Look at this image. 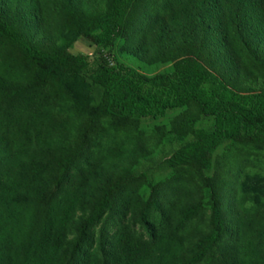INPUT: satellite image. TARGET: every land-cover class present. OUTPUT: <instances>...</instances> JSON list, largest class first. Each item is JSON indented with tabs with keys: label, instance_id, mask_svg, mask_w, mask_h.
I'll return each mask as SVG.
<instances>
[{
	"label": "trees",
	"instance_id": "16d2710c",
	"mask_svg": "<svg viewBox=\"0 0 264 264\" xmlns=\"http://www.w3.org/2000/svg\"><path fill=\"white\" fill-rule=\"evenodd\" d=\"M180 109L158 163L142 121ZM225 143L264 152V0H0V264H264Z\"/></svg>",
	"mask_w": 264,
	"mask_h": 264
},
{
	"label": "rangeland",
	"instance_id": "374dc122",
	"mask_svg": "<svg viewBox=\"0 0 264 264\" xmlns=\"http://www.w3.org/2000/svg\"><path fill=\"white\" fill-rule=\"evenodd\" d=\"M96 47L91 43L90 40L86 38H80L75 42L73 47L71 48V51L74 54H87L89 55V58L91 61L94 60V53H95ZM129 64L139 67L134 61H131L130 59H125ZM141 70L145 71L148 74H154L158 71H161L163 69L171 70V65H165V66H152V67H144L140 68ZM184 111L182 109L180 110H172L168 111V113L165 116H159L157 118H150L145 117L142 121V127L148 131V135L150 138V141L153 143L156 141V137H158L159 133H165L163 138L164 145L156 146L155 149V160L159 163L163 161L166 156L170 154V149L172 148V145L170 143V134L169 130L171 129L174 120L180 115V113ZM213 124V120L209 118L202 117L198 120L197 126L199 125H206L211 126ZM248 150H237L231 147L230 144L225 143L223 144L214 154V167L212 173L215 175H218L222 177L221 179L230 177L233 179L232 174L229 170H231L230 166L227 164L229 161H234L236 163L232 164L233 166H236V170L240 169L238 167V164L240 161L244 162L247 170H262L264 172V152L261 154L259 153H247ZM247 160V161H246ZM238 163V164H237ZM147 167H152V173L154 175V179L157 181H165L170 176H174V169L167 168V166L163 165H157L152 163H147ZM229 174V175H228ZM228 175V176H227Z\"/></svg>",
	"mask_w": 264,
	"mask_h": 264
}]
</instances>
